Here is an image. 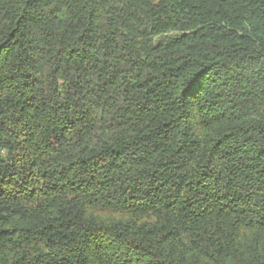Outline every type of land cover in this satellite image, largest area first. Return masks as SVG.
<instances>
[{
    "label": "trees",
    "instance_id": "16d2710c",
    "mask_svg": "<svg viewBox=\"0 0 264 264\" xmlns=\"http://www.w3.org/2000/svg\"><path fill=\"white\" fill-rule=\"evenodd\" d=\"M0 264H264V0H0Z\"/></svg>",
    "mask_w": 264,
    "mask_h": 264
},
{
    "label": "rangeland",
    "instance_id": "374dc122",
    "mask_svg": "<svg viewBox=\"0 0 264 264\" xmlns=\"http://www.w3.org/2000/svg\"><path fill=\"white\" fill-rule=\"evenodd\" d=\"M169 34L165 35V36H160V37H157L156 40H155V43L156 45H158L159 43H161L166 36H168ZM174 35V34H173Z\"/></svg>",
    "mask_w": 264,
    "mask_h": 264
}]
</instances>
